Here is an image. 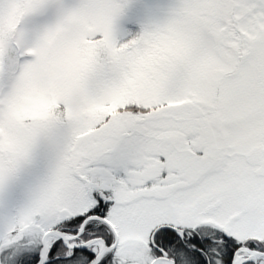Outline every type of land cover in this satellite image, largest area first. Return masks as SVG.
Masks as SVG:
<instances>
[{"label":"snow or ice","instance_id":"obj_1","mask_svg":"<svg viewBox=\"0 0 264 264\" xmlns=\"http://www.w3.org/2000/svg\"><path fill=\"white\" fill-rule=\"evenodd\" d=\"M0 264H264V0H0Z\"/></svg>","mask_w":264,"mask_h":264}]
</instances>
